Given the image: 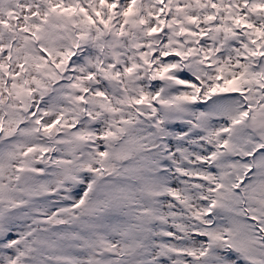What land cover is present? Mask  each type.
<instances>
[{"label": "snow or ice", "instance_id": "6c2138e0", "mask_svg": "<svg viewBox=\"0 0 264 264\" xmlns=\"http://www.w3.org/2000/svg\"><path fill=\"white\" fill-rule=\"evenodd\" d=\"M0 264H264V0H0Z\"/></svg>", "mask_w": 264, "mask_h": 264}]
</instances>
